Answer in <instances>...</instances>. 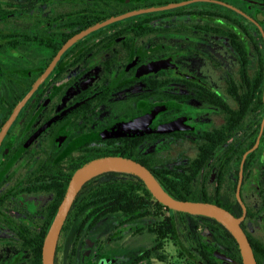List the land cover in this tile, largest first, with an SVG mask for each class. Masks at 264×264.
<instances>
[{"label":"flooded vegetation","instance_id":"af4514ba","mask_svg":"<svg viewBox=\"0 0 264 264\" xmlns=\"http://www.w3.org/2000/svg\"><path fill=\"white\" fill-rule=\"evenodd\" d=\"M8 1L0 3L16 9H0V264H42L72 175L103 156L151 172L169 164L202 202L241 218L264 264V0H37L34 10L31 0ZM146 9L157 11L77 39L20 105L71 38ZM142 118L140 129H180L105 135ZM139 180L112 171L85 182L54 264H242L210 216L173 215L172 230H161L164 216L142 201Z\"/></svg>","mask_w":264,"mask_h":264},{"label":"water","instance_id":"95a60500","mask_svg":"<svg viewBox=\"0 0 264 264\" xmlns=\"http://www.w3.org/2000/svg\"><path fill=\"white\" fill-rule=\"evenodd\" d=\"M151 11H157V10H152V9L137 10L123 15L114 16L101 23H98L89 30L83 31L80 34L75 35L65 44V46H63V48L55 57V59L51 62L45 73H43L41 78L34 84V87L31 89V91L23 98L20 105H23L25 103V101L32 94V92L38 87L39 83L51 71L56 61L59 59L60 54L68 46L74 43L77 39L81 38L88 32L92 31L93 29L99 28L106 24L118 20H122L134 14H140ZM143 127H144V118L122 125H116L112 127L109 131H107L105 135L119 136V135L132 134L134 132H139L143 134L145 132H150V131L166 133L180 129L175 127L174 123L161 124L152 130L140 129ZM112 171L131 174L139 178L145 184L146 188L152 194V196L158 202H160L162 205L169 208L170 210L184 212L189 215H207L218 220L223 224V226H225L231 232V234L235 238L240 251L242 264H257L250 243L246 237V234L244 233L243 229L240 226L241 218H236L228 210L212 203L202 202V201L179 200L174 198L163 188V186L155 178L153 173L145 165L133 159L127 157H121V156H103V157L95 158L85 163L84 165L80 166L74 172V174L72 175L69 181L62 202L58 207L57 214L45 236L43 248H42V255H41L42 264H54L55 246L59 232L64 223L66 215L82 185L85 182H87L89 179L99 174L105 172H112ZM237 197L239 201H241L239 192L237 193Z\"/></svg>","mask_w":264,"mask_h":264},{"label":"trees","instance_id":"16d2710c","mask_svg":"<svg viewBox=\"0 0 264 264\" xmlns=\"http://www.w3.org/2000/svg\"><path fill=\"white\" fill-rule=\"evenodd\" d=\"M9 1L11 2L13 0H9ZM31 2L32 3L30 6V9L34 10L37 6V0H31ZM4 7L16 9L14 7L9 6V4H6L4 2L0 3V9L4 8ZM141 163L144 164L143 162H141ZM152 172H153L155 178L163 186V188L174 198L179 199V200L201 201V199L199 198L197 190L188 188V186H190L191 183H190V181H188L186 179L185 175L179 174V173L178 174H171L165 167L157 168L155 171H152ZM140 183L142 184V192H141L143 194L142 195V201L152 200L154 205H155L156 214L159 216L160 215L164 216L163 219H160L161 225L159 227L161 230H164V231L172 230V227L170 226V224L173 225V223H174L173 218H171V216H173V215H179V216H186L187 215V216H191V217H198V215H189V214L184 213V212L170 210L169 208L165 207L160 202H158L152 196V194L148 191V189L146 188L145 184L142 181H140ZM141 208L143 209L144 205H142ZM166 213L168 215H166ZM222 230L227 234L228 239L232 242L236 253H239V251L237 249L236 241H235L234 237L232 236V234L223 225H222ZM238 256H239V254H238Z\"/></svg>","mask_w":264,"mask_h":264},{"label":"rangeland","instance_id":"374dc122","mask_svg":"<svg viewBox=\"0 0 264 264\" xmlns=\"http://www.w3.org/2000/svg\"><path fill=\"white\" fill-rule=\"evenodd\" d=\"M14 5V4H13ZM16 5V4H15ZM162 166H165L166 168H168V167H171L169 164H167V163H164ZM174 216H177V215H174ZM173 254V253H172ZM172 257H173V260H176V255L175 254H173L172 255Z\"/></svg>","mask_w":264,"mask_h":264}]
</instances>
